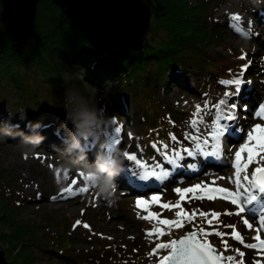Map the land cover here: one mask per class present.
I'll use <instances>...</instances> for the list:
<instances>
[{"label": "rangeland", "instance_id": "1", "mask_svg": "<svg viewBox=\"0 0 264 264\" xmlns=\"http://www.w3.org/2000/svg\"><path fill=\"white\" fill-rule=\"evenodd\" d=\"M0 1L2 2V0ZM187 1L189 2L188 7L192 10L193 23L203 25L202 29L205 36L201 45L207 50V61L210 63L209 68L213 73L221 78L225 71H235L234 74L237 76L241 72L239 67L251 61L249 65L251 72H245L243 78L254 85V88H251L253 92H246L244 85H242L239 97L241 106H247V111L239 112L240 120H251V125L239 138L240 142L245 141L247 131L251 130L252 126L257 123L264 125V117L255 115L259 110V105L264 103V16L262 17L260 14L261 6L256 0ZM72 4L75 8L74 0ZM136 5L138 3L135 1V8ZM1 7L3 9V3ZM135 8L133 7V10L139 14L142 24L140 28L143 30L146 12L142 8L139 10L138 7ZM37 11L41 14L42 8L39 7ZM73 11L72 8L71 12L74 14L75 11ZM234 14H239L242 20L239 22L232 20L231 17ZM4 19L11 30L13 11L8 5ZM154 21L155 18L152 16V26ZM248 21L253 22V35L245 36L233 27V25L243 26L247 30ZM48 28V26L39 27L35 21L33 37L24 42L26 54L38 61L39 67L42 68V75L39 76L50 78L52 74L57 77L61 85L67 86L69 90H78L88 98L91 104L102 107L106 111L103 114L110 118L107 121L111 122V118L116 117L110 110L111 100L106 92L85 82L79 73L49 53L40 44L41 34L45 35ZM206 28L207 31H204ZM5 31L9 33L7 26L0 28V32ZM89 35L91 36V33ZM95 42L106 48L113 46L130 47L129 44L104 45L102 44L104 41L96 40ZM242 56L244 59H241ZM34 67L35 64L32 62H26L20 67L18 65H12L7 69L0 67V76H5L10 83L18 85L25 79L27 82L32 80ZM177 73L173 74V82L170 87H162V81L159 82V84L161 83L159 91L153 88V80L145 86L138 84L139 91L134 90L136 93L134 101L140 111L144 112V108H147L149 112L155 114L154 118L157 123L155 127L149 125L150 129H164L174 122V135L184 138L185 134L189 133L188 126L191 125V121L194 119L198 121L199 119L198 116L194 115L196 113L194 109H197L195 107L202 105L199 116L211 124L215 118V109L211 106L224 98L226 91H234L235 86L217 85L214 74L211 75V79L214 80L206 83L203 75L196 77L195 75ZM231 102L235 101L230 100ZM186 103H195L196 105L193 106L194 109L185 110L188 107ZM206 103L207 108H205ZM135 105L131 104L133 112L136 111L137 115V119L133 123L127 116L125 109L119 113L123 126L119 153L136 154L138 159L152 164L154 160H157H151L146 155L140 134L144 140L148 141L149 133H143L142 126L137 123L140 113L137 112ZM11 111V109L6 108L4 115L7 112L10 113L9 117H11ZM175 113H177L176 120ZM3 125L4 122L0 118V126ZM197 126L202 127L203 124L197 123ZM143 127L148 130L146 125ZM180 137L177 140L180 144L184 147L191 146L189 141L183 143ZM20 139V136H16L15 138L8 137L0 140V234L3 231L7 234L17 233L15 237L0 238V252L8 261H13L16 264L18 261H24L26 264H120L112 261L115 258L122 261L121 264H158L160 257L167 255L169 250L161 249L154 253L153 249L156 248L157 243H167L182 234L202 228L209 235L206 238L203 236L200 238L206 239L217 253L224 256H234L236 261L243 260V264H256L257 261L264 264V252L245 247L248 243L257 242L254 238L250 239L249 236L258 233L259 223L248 228L244 225L241 217L228 214L235 212V206L226 204L224 201L219 203V196L209 193L210 187L223 186V182H229L226 173L231 167L227 166L222 172L209 168L207 171L193 174L187 169L186 164L190 161L186 159L183 162L184 167L173 171L163 182H149L147 186L142 185V182H137L133 185L143 186L142 190L129 192L126 186L117 183V198L115 203L110 205L103 197L97 195L80 176L84 166H79L76 170L68 165V163L72 164L71 161H75L72 157H79V154L73 152L69 156L65 152L66 145L63 141L56 137L54 139L45 138L38 147L31 151H24L18 146ZM123 145L126 146L124 149L120 147ZM87 146L88 143L84 144L83 147L88 148ZM44 156H48L50 160L61 162L63 164L62 169L56 170L55 167L46 165L43 162ZM91 156H93L92 153L87 154V158ZM81 161L85 164L84 160L81 159ZM126 165L124 168L130 171L132 162L129 161V164ZM257 166H260L259 163L249 169V173ZM165 167L170 166L165 164ZM126 170L121 175H125ZM219 174H222L224 179H219ZM75 179L82 182V185L77 187H84L87 183L89 191L78 193L77 190L74 192L78 194L74 196L66 195L67 200L75 203L72 207H75L76 211L70 206L59 207L58 199H51V197H58L60 193L61 185L58 183L68 184ZM196 184H201V189L184 193V200H181V194L175 191L176 188H189ZM225 186L231 187L229 183ZM153 195L160 197L159 203L151 201ZM209 196H212L213 199H208ZM36 197H38V201L35 202ZM45 199L49 201L45 203ZM137 200H145L148 203L140 207L137 206ZM164 203L170 204V207L163 208ZM178 203L179 207H175ZM101 206L104 207L102 210H100ZM181 210L189 214L195 213L193 220L191 222L184 220L183 227L180 228L160 223L164 219H177L176 212ZM201 213L206 215H201ZM217 213L219 215H215ZM151 214H155V216L151 219H145ZM247 218L250 220L251 216ZM77 220L81 221L79 225H76ZM111 221L116 223L108 225L107 223ZM85 223L89 225V228L84 227ZM155 228H161L164 235L154 232L153 229ZM234 231L239 232L243 237V244L234 239L232 235ZM216 232L224 233V235L219 236ZM259 234L264 237V229H261ZM225 241H227V248ZM7 246L12 251L11 253L6 251ZM46 247H54L65 251V253L76 255L78 262L64 263L53 252L47 253L41 249ZM237 249L244 253L243 257L238 254ZM17 252L18 254H16ZM100 254L108 258L109 261L100 257ZM89 257L94 258V260L89 261ZM0 264H6L2 258H0ZM221 264H234V262L224 260Z\"/></svg>", "mask_w": 264, "mask_h": 264}, {"label": "trees", "instance_id": "2", "mask_svg": "<svg viewBox=\"0 0 264 264\" xmlns=\"http://www.w3.org/2000/svg\"><path fill=\"white\" fill-rule=\"evenodd\" d=\"M26 4L28 0H20ZM150 8L151 18H155L153 26L150 19V34L144 38L143 45L140 47H104L97 45L90 39L89 35L81 26H79L72 17L68 14L67 6H59L52 0H39L37 9L42 8V13H36L34 20L39 27L48 26L45 35L41 34L40 44L52 55L58 57L65 62L71 69L79 73L83 80L95 88L102 89L106 92L111 100V109L114 113V118L119 125L122 120L119 113L124 111L128 114L130 121H136V111L133 112L131 104L135 105L134 90L138 92V84L148 85L154 81V89L159 91V82L162 81V87L168 88L172 84L173 74L195 75L200 77L203 75L206 83L211 79V75L216 76L219 86H225L220 83L222 80L232 79L236 75L235 71H225L223 77H218L210 70V63L207 61V50L203 47L202 41L205 36L203 25L193 23L191 18V8L188 7L187 0H144ZM260 5V14L264 15V0H256ZM0 1V28H4L6 23L1 19ZM136 16L139 19L138 13ZM207 31V28L206 30ZM31 37H26L25 40L18 42L11 40L8 32H0V67L5 69L12 65L22 66L26 62L35 64L33 68V78L31 81L25 79L22 83H10L5 76H0V118L5 124L18 123L24 133L31 134V129L26 127L29 121L35 123L41 122L40 131L46 139H53L55 136H60L63 139L68 135V130L72 125H65V98L69 89L65 85H61L57 77L50 75V78L42 75V68L39 67V62L33 60L30 55L26 54L24 42ZM40 60V59H38ZM245 65V64H243ZM242 67H239L242 71ZM251 72L248 67L245 72ZM39 78H36V77ZM245 80V78H244ZM244 84V89L247 92H253L252 83ZM25 86V87H24ZM133 94V95H132ZM137 112L140 113V118L137 123L142 126L143 133L148 134V141L141 137V142L145 146V152L149 159L162 161L160 152L163 151V144H168L169 149L172 147L183 146L171 140L170 134L174 135L173 123L166 126L164 129H150L149 125L156 126L155 114L144 108V112L140 111L135 105ZM6 108L11 109L12 114L5 113ZM20 111H25L26 119L20 120ZM104 113L106 111L104 110ZM157 113V112H156ZM175 120L177 113H175ZM146 125L148 130L143 127ZM112 125L107 120L97 131L95 139L90 138V141L95 149L99 150L102 145L108 142V135ZM150 129V131H149ZM141 132V133H142ZM176 136V135H175ZM53 137V138H52ZM178 137L176 136L177 140ZM183 143H187L183 137H180ZM187 146V145H186ZM11 233V232H10ZM17 233L12 232L7 234L3 231L0 238L6 236L15 237ZM46 246V245H45ZM6 251L12 252L9 246ZM45 252H53L59 260L64 263H76L78 257L65 253L63 250L55 249L54 247L41 248ZM19 252V251H18ZM18 252L16 254H18ZM104 259V255H99ZM56 258V259H57ZM122 258V257H121ZM94 258L89 257V261ZM106 260V261H107ZM8 264H16L13 261H8L3 258ZM114 263L122 261L112 259ZM18 264H26L24 261H18Z\"/></svg>", "mask_w": 264, "mask_h": 264}, {"label": "snow or ice", "instance_id": "3", "mask_svg": "<svg viewBox=\"0 0 264 264\" xmlns=\"http://www.w3.org/2000/svg\"><path fill=\"white\" fill-rule=\"evenodd\" d=\"M232 20L241 21L242 17L239 14H234L231 17ZM253 22H247V30L243 26L233 27L237 32L243 33L245 36L253 35L252 32ZM258 35V34H256ZM244 59V56L241 57ZM251 61L243 65L242 71L234 78L220 81L223 85H234V91H226L224 93V98L220 99L219 102L211 107L215 109V118L211 124H207L202 116H199L201 112L200 105H197V112L194 115L198 116L199 119L191 121L192 127L194 129L195 135L186 133L184 139L191 143L190 147H172L169 149L168 144H163V151L159 154L161 155V161H153L152 164L144 162L137 158L136 154L129 155L124 153L123 155L126 159L132 162V168L128 174V181L130 184L135 185L137 182H142L144 186H147L149 182H163L166 180L173 171L183 168V162L186 159H195L197 157H203L205 159L212 158L215 161H227L230 159L224 155L225 149L223 145V139L226 135L232 134L236 138H240V134L244 131L243 129H238L232 132L234 122L239 119L240 111H247V106H241L239 102V97L241 95L242 85L248 83L244 80V71L247 70ZM234 100L235 102H231ZM207 103L205 108H207ZM256 116L264 117V103L259 105V110L255 113ZM115 127L112 128L108 135V142L104 147V151L111 154L117 145L121 143V133L122 125H119L115 119L110 122ZM197 123L203 124L205 129L208 130L207 134L201 133ZM131 135V134H129ZM172 141L179 143L175 135L170 134ZM255 142L256 151L253 147H250V143ZM247 153L246 159L242 157V153ZM264 125L259 123L252 126L251 130L247 131V139L244 143L240 144L239 149L234 154V159L232 160V167L234 168V173L227 179L231 184L234 185V189L215 187L210 189V191L223 194V199L229 200L230 203L235 206L234 213H228L229 215H236L243 219L244 225L248 228H252V223L247 218L248 216H255L260 225L257 232L264 229V166L255 167L251 173H249V165L253 163L264 162ZM259 156V160L256 157ZM167 164L170 167H165ZM187 169L192 172L198 171V166L196 163H190L187 165ZM80 176L86 179L83 172ZM219 179H224V177H219ZM76 181H73L75 184ZM215 183V181H213ZM196 189H201V184H196L189 188H176L175 191L180 193V199L184 200V193L195 192ZM89 191V186L87 183L84 187L78 189V193H85ZM76 195L77 192H73L72 188H65L62 190L61 196L67 198L64 194ZM39 195V194H38ZM202 198V197H199ZM55 200L57 197H51ZM208 199H213L209 196ZM151 201L154 203L160 202V197L158 195H153ZM137 206H144L148 203L145 200H137ZM163 208H169L170 204L164 203ZM179 207V203L175 205ZM195 213L189 214L186 212L177 211L175 220L164 219L160 221L163 225L174 226L176 228L183 227V221L186 220L191 222L194 218ZM201 215H206L201 213ZM215 215H219L218 213ZM155 214L145 217V219H151ZM81 221L77 220L76 225H79ZM211 223V221H209ZM85 228H89L88 224H84ZM235 227V226H230ZM154 232L159 235H164V231L161 228L153 229ZM217 235L223 236L224 233L216 232ZM209 235L204 229H194L193 231L186 233L184 236L172 239L167 243H157L156 248L153 252H157L161 249H168L167 255L160 257L158 264H221L222 261L226 260L229 262H234V264H243V260L236 261L234 256H224L221 253H217L213 246L207 242L206 239H201L200 237H207ZM235 240L244 243L243 237L239 232L232 233ZM254 239L258 243H248L245 245L248 249H259L264 252V239L257 234ZM227 248V241L224 242ZM238 254L243 257L244 253L240 252L239 249L236 250ZM256 264H260L259 261Z\"/></svg>", "mask_w": 264, "mask_h": 264}, {"label": "bare ground", "instance_id": "4", "mask_svg": "<svg viewBox=\"0 0 264 264\" xmlns=\"http://www.w3.org/2000/svg\"><path fill=\"white\" fill-rule=\"evenodd\" d=\"M108 2V0H105ZM104 0H80V5L77 6V12L79 13V19L77 22L74 18V21H76L83 29H87V34L91 33V36L89 35L90 39L93 40L94 42L100 41L103 42L102 44H119V45H124V44H129L130 47H139L141 45V39L142 35L144 34V27L143 30L140 28L142 26L140 19H138L137 16H135L132 12V9L130 7V4L128 2H121L120 0L116 1L117 7L114 9L112 8L111 10L107 9V3ZM128 1V0H127ZM92 4V6H90ZM12 11H13V20H12V26L11 30L8 27V24L6 23L8 29H9V36L11 40H16L19 42L23 38L24 35H30L31 33V17L33 14V9L32 7L28 4V1L26 4L22 3L20 0H13L12 1ZM74 17V16H73ZM29 37V36H28ZM97 44V42H95ZM99 45V44H97ZM196 105L195 103L188 104L186 103L185 110H190L194 109L193 106ZM202 107V105H200ZM196 108V107H195ZM197 112V109H194ZM206 116H208L206 114ZM205 123H207L205 121ZM208 124V123H207ZM251 125V120H246V121H241L240 117L238 121L234 122L232 132H235L238 129H243L244 131L249 128ZM199 127V126H197ZM201 130V133L206 135L207 131L204 127H199ZM243 131V132H244ZM188 132L195 135L194 129L192 127V124L188 126ZM243 132L240 134H243ZM56 138L60 139V136H55ZM53 138V137H52ZM54 139V138H53ZM239 138H236L235 135L229 134L226 135L223 139V145H224V155L226 157H229L227 161H215L212 158L205 159L203 157H197L194 160L189 159L190 163H196L198 166V171L196 172H202V171H207L209 168H212L214 171H219L222 172L224 169L227 168V166L231 167L229 171H227L226 175L227 178L229 176H232L234 173V168L232 167V160L234 159V154L235 152L239 149L240 144L244 143L245 141H241ZM125 140V139H124ZM60 141H63V139H60ZM58 143V142H57ZM88 143V148H84L83 150L88 154L92 153L93 156L87 158L88 161H92L95 159V156L98 152V149H95L94 145L90 142L87 141ZM85 143V144H87ZM227 143V144H226ZM64 144V143H63ZM190 145V144H189ZM105 145H102L100 147L99 151L100 153H103L106 158H110L114 153L118 154L119 153V145H117L114 149V152L111 154L107 153L104 151ZM121 148H125L126 146H120ZM250 147H253V150L256 151L255 149V142H251ZM118 148V149H117ZM123 152V151H122ZM38 153V152H37ZM30 154V152H28ZM124 153H119V157L123 162V168L127 166L126 164H129V161L126 159V157L123 155ZM260 155H264V153H261ZM247 153H242V157L246 159ZM45 158L43 159V162L51 167H55L56 170H61L63 164L58 161L50 160L48 156H44ZM75 161H71L72 164L68 163L69 166H71L73 169L78 170L79 166H84L85 164L81 161L79 157H72ZM126 159V160H125ZM256 160H259V156L256 157ZM186 164V166L188 165ZM256 163H253L249 165V169H251ZM260 166H264V162L259 163ZM124 170H126L124 168ZM127 171V170H126ZM191 171V170H190ZM196 172H192L193 174ZM130 173V171H129ZM220 177H222V174H219ZM117 183H120L121 185L126 186V189L129 192H134L135 190H142L144 187L143 186H133L132 184L129 183L128 181V176L125 175H120L116 178ZM73 181H76L75 184H73ZM229 181V180H228ZM229 183L231 187L229 189H234V185L231 184L230 182H223V186H212L209 188V193L212 195H218V201L219 203L221 201H224L226 204H231L229 200L223 199V194L221 193H216L213 191H210V189L215 188V187H224L228 188L225 185ZM58 184L61 185L60 188V193L58 194V204L59 207L63 206H74L75 203L71 200H67L66 198H63L61 196L62 190L65 188L71 187L73 192L77 191L79 187L81 186L82 182L75 179L72 180L71 183L68 184H63V182H59ZM143 185V184H142ZM75 187V188H74ZM51 194V193H50ZM52 195V194H51ZM64 194V196H66ZM40 200V199H39ZM35 202L38 201V197H36ZM45 203L46 201H49L48 199L44 200ZM111 205V204H110ZM104 207L101 206L100 210H102ZM74 211H76L75 207H72ZM114 214V211H112ZM250 222L252 223V227H254L256 224H258V221L256 220L255 216H251ZM113 222L107 223L108 225H111ZM116 223V222H115ZM113 223V224H115ZM259 234V233H257ZM257 234L253 233L249 236L250 239H253ZM260 235V234H259ZM264 239V237H261ZM258 243V242H256Z\"/></svg>", "mask_w": 264, "mask_h": 264}, {"label": "clouds", "instance_id": "5", "mask_svg": "<svg viewBox=\"0 0 264 264\" xmlns=\"http://www.w3.org/2000/svg\"><path fill=\"white\" fill-rule=\"evenodd\" d=\"M5 22L7 23L6 20ZM65 105L66 123L63 126L67 128L68 123L72 125L63 140L66 145L65 152L69 156L73 152L79 154V158L85 161L82 172L88 185L97 195L103 197L109 204H113L117 198L116 178L124 171L122 160L116 153L110 158H106L103 153L97 152L95 159L88 161L87 153L83 150L84 144L90 138L95 139L98 129L110 118L103 114L102 107L91 104L88 98L78 90H69L65 98ZM24 119H26V113L20 111V120ZM26 127L31 129V134L24 133L18 123L0 126V140L20 136L18 146L24 151H31L46 138L38 130L42 127L47 128L49 125H42L39 121L35 123L29 121Z\"/></svg>", "mask_w": 264, "mask_h": 264}, {"label": "water", "instance_id": "6", "mask_svg": "<svg viewBox=\"0 0 264 264\" xmlns=\"http://www.w3.org/2000/svg\"><path fill=\"white\" fill-rule=\"evenodd\" d=\"M12 1L13 0H2V3H3V10H2V12H1V19H2V21L4 22L5 21V19H4V14H5V12H6V8H7V5H8V7L10 8V10L12 9ZM55 4H57V5H59V6H62V7H64V6H67L68 7V14L70 15V17H72V19H74L75 18V20L77 21V22H79L78 21V19H77V17L79 16V13L77 12V7L76 6H78V5H80V0H74V3H75V8H74V6H73V4H72V1L73 0H67V1H64V0H52ZM105 1V0H104ZM116 1H118V0H108V2H106L107 3V9L108 10H111L112 8L114 9L115 7H117L118 5H116ZM122 3L124 2V1H126V2H128L129 4H130V7H131V9H132V12H133V14L136 16V12H134V10H133V7L135 8V1L138 3V5H136V8L139 10V8H142L145 12H146V14H145V18H144V34L142 35V39H141V45H140V47L143 45V41H144V38H146V36H147V34H148V32L150 31V19H151V11H150V8L146 5V3H145V1L144 0H131V1H127V0H124V1H122V0H120ZM38 2H39V0H30V1H28V4H30V6L32 7V9H33V14H32V17H31V33H30V35H24L23 36V38L21 39V40H19V42H21V41H23V40H25L26 39V37H33V35H34V20H35V17H36V13H37V4H38ZM90 6H92V4H90ZM74 9V11H75V15H77V16H75L72 12H71V9ZM135 8V9H136ZM73 11V12H74ZM74 16V17H73ZM138 16H139V14H138ZM75 21V22H76ZM76 22V23H77ZM78 24V23H77ZM79 25V24H78ZM80 26V25H79ZM185 234H182V235H180L179 237H182V236H184ZM179 237H177V238H179ZM0 258H2V260H3V258H4V254L3 253H1L0 252ZM6 263V262H5ZM6 264H8V263H6Z\"/></svg>", "mask_w": 264, "mask_h": 264}]
</instances>
